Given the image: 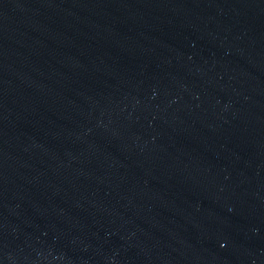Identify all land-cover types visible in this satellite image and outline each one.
Returning <instances> with one entry per match:
<instances>
[{
	"label": "water",
	"instance_id": "1",
	"mask_svg": "<svg viewBox=\"0 0 264 264\" xmlns=\"http://www.w3.org/2000/svg\"><path fill=\"white\" fill-rule=\"evenodd\" d=\"M0 264H264V0H0Z\"/></svg>",
	"mask_w": 264,
	"mask_h": 264
}]
</instances>
